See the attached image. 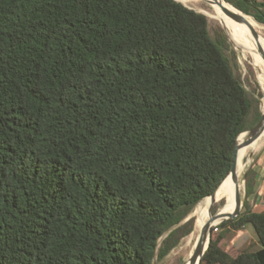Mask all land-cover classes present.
Masks as SVG:
<instances>
[{
	"label": "trees",
	"instance_id": "1",
	"mask_svg": "<svg viewBox=\"0 0 264 264\" xmlns=\"http://www.w3.org/2000/svg\"><path fill=\"white\" fill-rule=\"evenodd\" d=\"M226 1L264 24V0ZM229 51L175 0H0V264L165 259L261 119ZM255 175L222 224L261 248L213 228L201 264H264Z\"/></svg>",
	"mask_w": 264,
	"mask_h": 264
},
{
	"label": "rangeland",
	"instance_id": "2",
	"mask_svg": "<svg viewBox=\"0 0 264 264\" xmlns=\"http://www.w3.org/2000/svg\"><path fill=\"white\" fill-rule=\"evenodd\" d=\"M205 6V7H204ZM209 4L203 3L202 7L206 8V10H211V6L209 7ZM194 8V7H193ZM195 9V8H194ZM200 12V11H199ZM198 12V13H199ZM202 14V12H201ZM208 21H209V29L211 32V35L213 37L217 36L218 34H225L229 42L231 43L232 49L235 51V59L233 58L232 52L229 51L228 55L230 56L231 63L234 67L235 73L237 76L240 78L242 85L246 89V91L253 97H255L259 101V110L262 113L261 106H262V98L264 97V93L262 90V86L259 82V80L256 78V75L254 73L253 67H252V61L251 58L248 57L246 54L244 48L242 47H237L235 43L231 42L230 37L228 36L227 31L221 24V22L217 19H211L209 16H207ZM259 23V22H258ZM260 25L264 26V24L259 23ZM233 39V37H231ZM259 41V40H258ZM261 42V41H259ZM264 52V47L263 50ZM237 63V67L235 65ZM255 127V126H254ZM253 127V128H254ZM258 159V162L256 165L252 166L253 162ZM254 167L257 170V173L259 174L258 177V184H257V191L258 193L262 191V197L260 198V201L257 200L259 194H255L254 197L251 199V205L254 206V211H259L262 210L264 207V150L257 154L255 157H253V160L251 163L248 165L244 173L241 175V183L243 185V190H242V209L241 213H244L247 209L246 207V180L244 181L245 175L247 176V173L249 170ZM232 198L235 203L237 201L235 200L236 196L233 195L232 193ZM204 201V200H203ZM201 201L194 211L192 212L191 216L196 219V211L199 209L201 206ZM228 203V199L224 198L221 201L217 202L216 204L213 205L211 209V215H214L217 213L220 209L224 208L223 213L225 214V207ZM214 209V211H213ZM239 215V216H240ZM237 219V218H236ZM228 220H224L222 223L226 222ZM186 222V221H185ZM219 224L214 227V237L221 236L223 243L226 245V247H231V250L235 251H256L261 248V245L259 244L258 236L254 230V227L252 225H246L242 227L240 230H236L233 226L228 225V224ZM195 225L196 221L194 223L193 231L191 234L188 236L184 237L181 239L179 244L172 249V251L168 254V256L163 259L162 261H157L155 260L154 264H186L190 254H191V249L195 243V237L197 238V235L192 237V240H190V236L194 234L195 230ZM217 229V230H216ZM211 237H212V231H211ZM210 237V238H211ZM211 241V240H210ZM189 243V244H188ZM237 254V252H236ZM235 254V255H236ZM202 263V262H201Z\"/></svg>",
	"mask_w": 264,
	"mask_h": 264
},
{
	"label": "bare ground",
	"instance_id": "3",
	"mask_svg": "<svg viewBox=\"0 0 264 264\" xmlns=\"http://www.w3.org/2000/svg\"><path fill=\"white\" fill-rule=\"evenodd\" d=\"M190 7H194L196 10L206 13L211 19H217L221 22L225 30L228 32V35L233 37L234 43L237 47L244 48L248 57L251 58L252 67L256 78L259 80L262 90L264 93V26L260 25L252 16L250 15H243L247 22H236L235 20L230 19L226 16L221 6L214 4H209L203 0H179ZM206 3L211 6V10H206V8L202 7V4ZM228 9L235 11L236 13L241 14L236 9L230 7L226 3L222 4ZM209 6V7H210ZM253 30L257 32L258 37L254 36ZM261 42H259V41ZM262 112H264V97L262 98ZM248 134L243 133L239 138V143H243L247 141ZM264 150V132L257 137L254 141L250 142L248 145H244L240 148L238 152V171H239V189L242 195L243 185L241 181V175L244 173L248 165L253 160L257 154L261 153ZM232 193L234 196H237V184L233 182L231 179L225 181V183L219 188L218 192L216 193L215 197H207L201 203V206L196 211V225H195V232L193 235L190 236V240L193 242L194 236L195 243L191 249V254L186 262V264H191V258L194 255L195 249L197 247V242L200 238L204 225L208 222L211 217V209L214 204L221 201L224 198L228 199V203L225 207V214H232L235 212L237 203L234 202L232 198ZM236 200V198H235ZM224 208L220 209L218 212L223 213ZM223 221V220H221ZM218 221V223H221ZM189 244V243H188ZM207 244V243H206ZM207 246L205 245V248Z\"/></svg>",
	"mask_w": 264,
	"mask_h": 264
},
{
	"label": "water",
	"instance_id": "4",
	"mask_svg": "<svg viewBox=\"0 0 264 264\" xmlns=\"http://www.w3.org/2000/svg\"><path fill=\"white\" fill-rule=\"evenodd\" d=\"M181 4H183L184 6H186L187 8L194 10L196 12H199L198 10L194 9L193 7H190L188 5H186L185 3L179 1V0H175ZM206 1L209 4H216L219 7L221 6V9L223 11V13L228 16L230 19L235 20L236 22H247V20L245 19L246 15L244 12H242L241 10H239L238 8H236L235 6H233L232 4L228 3L226 0H203ZM226 3L227 5H229L230 7L236 9L237 11H239L241 14L236 13L235 11L226 8L225 6H223L222 4ZM201 13V12H199ZM205 16H208L206 13H203ZM228 33V32H227ZM253 34L254 36L258 37V34L256 31L253 30ZM229 36V35H228ZM230 37V36H229ZM231 42H233L234 40L231 39ZM233 40V41H232ZM234 43V42H233ZM262 110V109H261ZM264 132V112L261 113V119L259 121V123L252 129L244 132L248 134V139L247 141L243 142V143H239L238 140V146H237V152L235 155V160L234 163L232 165L231 171L229 173V175L224 179V181L221 183V185L215 190V192L211 195V197H215L216 193L218 192L219 188L225 183V181H227L228 179H231L233 182H235L237 184V196H236V201H237V207L234 213L232 214H224L222 212H217L214 215H211L210 219L208 220V222L204 225V228L202 230V233L200 235V238L197 242V247L195 249L194 255L191 258V264H201L202 259L204 258L209 245H210V240H211V231L212 229L221 224L224 220H229V219H236L239 217L240 213H241V209H242V195L240 193V189H239V171H238V152L240 150V148L244 145H248L250 144V142L254 141L257 137H259L262 133ZM243 134V133H242ZM241 134V135H242ZM240 135V136H241ZM239 136V137H240ZM246 180V175L244 177V181ZM205 199V198H204ZM203 199V200H204ZM202 200V201H203ZM192 216L190 215L186 221H188L189 219H191ZM223 220V221H221ZM218 221H221V223H218ZM207 243V244H206ZM205 245L207 246L205 248Z\"/></svg>",
	"mask_w": 264,
	"mask_h": 264
},
{
	"label": "crops",
	"instance_id": "5",
	"mask_svg": "<svg viewBox=\"0 0 264 264\" xmlns=\"http://www.w3.org/2000/svg\"><path fill=\"white\" fill-rule=\"evenodd\" d=\"M257 162H258V159L255 160V161L253 162V164L256 165ZM253 164H252V166H254ZM252 168H253V169L255 170V172H256V175H255V194H256V195L259 194L257 200L260 201V198L262 197L263 194H262V191L259 192V193H258V191H257V184H258V177H259V174L257 173V170H256L254 167H252ZM253 197H254V196H253ZM253 197H252V198H253ZM252 198H251V199H252ZM254 207H255V205H254ZM263 209H264V207L262 208V210H263ZM262 210H259V211H257V212H261Z\"/></svg>",
	"mask_w": 264,
	"mask_h": 264
},
{
	"label": "built area",
	"instance_id": "6",
	"mask_svg": "<svg viewBox=\"0 0 264 264\" xmlns=\"http://www.w3.org/2000/svg\"><path fill=\"white\" fill-rule=\"evenodd\" d=\"M217 230V229H216Z\"/></svg>",
	"mask_w": 264,
	"mask_h": 264
}]
</instances>
